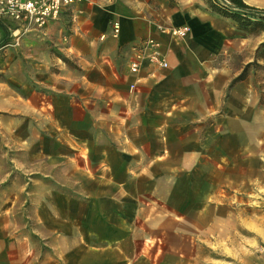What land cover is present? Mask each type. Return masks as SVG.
Returning a JSON list of instances; mask_svg holds the SVG:
<instances>
[{"label": "crops", "instance_id": "crops-1", "mask_svg": "<svg viewBox=\"0 0 264 264\" xmlns=\"http://www.w3.org/2000/svg\"><path fill=\"white\" fill-rule=\"evenodd\" d=\"M114 23L118 25L117 33L113 32ZM0 24V39L7 35L6 42L0 45L3 134L4 114L10 108L25 107L19 97V92L25 91V83L20 57L7 51L11 31L1 20ZM179 26L189 28L184 37L168 33L169 28ZM236 31L229 19L211 11L204 0H82L44 30H32L38 36L39 47L34 55L39 64L33 82V108L40 114L42 109L56 111L49 113L50 122L55 124L76 123V108L88 118L93 117L92 124L98 128L95 138L92 134L81 142L69 135L66 139L88 147L87 155L96 148V171L102 174L97 188L102 190L111 188L115 193L126 188L132 174L151 173L158 163L164 166L161 171L184 174L182 180L191 171L201 173L193 180L196 186L198 181H204L202 174L210 173L213 181L214 173L218 186L215 194L210 195L215 197V203L225 206L224 216L218 219L224 220L225 226H216L214 231L215 251L229 256L225 264H264V148H259L261 140L250 131L251 124L264 128V116L259 118L258 101L253 98L247 79L223 86L218 69L227 42ZM43 33L45 38H41ZM147 37L160 41L168 68L154 74H149V67L144 68L136 87L129 89L135 80L128 72L130 46ZM44 45L63 50L65 60L55 57L63 65L57 68L62 70L45 71L41 65V60H45L41 51ZM224 87L226 95L222 102L218 94ZM94 106L96 114L91 111ZM222 108L224 112L220 114ZM203 159L209 161V171ZM118 174L123 178L118 179ZM105 176L107 179L103 180ZM5 186L0 180V190ZM177 188L180 190L179 184ZM95 199L92 204L100 209L93 211L101 221H107L105 206L121 201L103 192ZM7 201V197L0 196V264H11L13 255L3 250L4 239L1 241L14 236L3 230L7 225L3 223L7 222ZM15 201L18 203L19 198ZM111 213L118 218L121 215L117 210ZM39 223L48 231L54 224L44 216ZM62 230L59 236L69 238L70 244L59 251L50 247L37 253L27 243L25 233L19 235L21 238L15 237L20 244L18 264L112 262L109 244L91 250L82 238L74 241L71 224ZM121 231L125 230H120L123 235ZM116 249L122 252L121 246ZM118 261L115 264H122Z\"/></svg>", "mask_w": 264, "mask_h": 264}, {"label": "rangeland", "instance_id": "rangeland-1", "mask_svg": "<svg viewBox=\"0 0 264 264\" xmlns=\"http://www.w3.org/2000/svg\"><path fill=\"white\" fill-rule=\"evenodd\" d=\"M244 2L264 8V0ZM234 27L237 31L227 42L218 68L221 71L220 83L228 86L247 79L250 92L258 101L260 118L264 116V28L242 30ZM32 30L10 33L7 41L9 55L14 54L21 59L25 83L24 93L19 92L25 107L10 108L8 114H4L1 128L5 133H0V180L6 185V189L0 190L3 191L0 196L9 199L4 206L7 222L3 223L7 225L3 230L14 234L1 238V241L4 239L3 250L13 254L10 256L11 264L19 263L17 253L20 244L15 237L25 233L27 243L37 253L51 248L59 251L70 244L69 238L59 236L62 228L70 224L74 241L82 238L91 250L104 243L109 244L112 262L107 264L119 263L118 260L122 264H225L229 256L223 251H215L214 244L216 226H225L224 220H218L224 216L225 206L215 203V197L210 195L212 192L215 194L217 185L214 173L213 181L210 173L202 174L204 181L202 184L198 181L196 186L193 180L201 173L191 171L182 180L184 174L161 171L164 166L158 163L151 173L132 174L127 187L115 193L111 188H97L102 174L96 171V148L87 155L85 148L88 147L72 144L68 137L66 139L69 135L81 142L92 134L95 138L98 128L92 124L93 117L88 118L80 108H76L73 110L76 123L55 124L50 122L49 113L56 111L42 109L40 114L33 108L36 100L33 82L39 64L34 55L38 54L39 47L38 36ZM45 37L43 33L41 38ZM41 51L45 56V60H41L45 71L52 68L62 70L57 68L58 65L63 66L61 61L56 59H66L61 48L44 45ZM225 95L224 87L218 94L220 101H225ZM91 111L96 114V106ZM223 112L222 108L219 113ZM256 113L257 108L254 107V115ZM250 131L261 140L259 148H264V128L260 124H251ZM202 161H207L205 166L209 171V161ZM116 176L123 178L122 174ZM106 179L105 176L103 180ZM102 192L121 198L119 204L105 206L107 221L96 219L97 212L93 211L100 209L92 201ZM200 192L203 193L201 201L198 198ZM16 198H19L18 203L13 202ZM195 200L198 202L193 203ZM111 209L117 210L120 217L111 213ZM43 216L54 222L49 231L39 223ZM120 230H125L121 231L123 235ZM118 240L121 242L117 243ZM117 245L121 246L122 252L116 249Z\"/></svg>", "mask_w": 264, "mask_h": 264}, {"label": "built area", "instance_id": "built-area-1", "mask_svg": "<svg viewBox=\"0 0 264 264\" xmlns=\"http://www.w3.org/2000/svg\"><path fill=\"white\" fill-rule=\"evenodd\" d=\"M82 0H0V20L13 34L27 32L31 29L44 30L51 22L58 20L61 15L74 4ZM187 26L169 28L168 33L174 37H184L188 32ZM113 32H118V25L113 24ZM128 72L135 77L129 89L136 87V82L146 67L154 71L168 68L167 60L162 52L159 40L147 37L130 46Z\"/></svg>", "mask_w": 264, "mask_h": 264}, {"label": "trees", "instance_id": "trees-1", "mask_svg": "<svg viewBox=\"0 0 264 264\" xmlns=\"http://www.w3.org/2000/svg\"><path fill=\"white\" fill-rule=\"evenodd\" d=\"M204 2L211 11L229 19L238 29L264 28V8L251 6L244 0H204ZM0 27L3 28L1 24ZM6 40L7 35L4 34L0 39V45Z\"/></svg>", "mask_w": 264, "mask_h": 264}]
</instances>
